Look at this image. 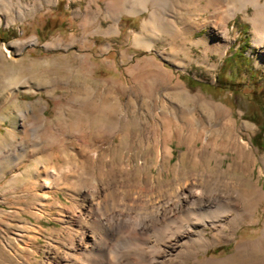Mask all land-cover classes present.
<instances>
[{
    "label": "rangeland",
    "instance_id": "1",
    "mask_svg": "<svg viewBox=\"0 0 264 264\" xmlns=\"http://www.w3.org/2000/svg\"><path fill=\"white\" fill-rule=\"evenodd\" d=\"M12 1L0 0V264H14L11 252L28 235H37L40 250L33 264L44 258L49 240L58 243L64 237L59 209L43 204L55 200L71 204V199L58 185L42 186L45 171L51 170L56 179L59 175L61 182L81 177L76 184L80 186L93 177L98 182L100 174L110 178L111 164L119 172L114 178L126 182V173L134 168L125 167L127 161L135 164L146 159L150 168L144 172L156 173L162 129L175 132L166 141L171 150L170 159L164 157L166 179L174 176L179 165L189 171L217 165L212 169L213 182L218 181L223 190L230 188L220 174L246 178L252 191L256 185L264 188V110L260 106L264 105V64L258 63L260 48L254 44L253 25L247 17L254 12L252 5L228 22L231 41L226 43L220 32L225 9L214 12L210 0H188L186 6L178 0H153L155 7L150 2L149 10L142 9L143 0H126L121 9L108 7L111 0H56L28 12L38 1ZM154 9L158 25L144 30ZM84 16L89 19L87 34L81 24ZM136 34L145 35L152 45L137 43ZM33 38L37 42L24 47L15 44ZM225 46L227 51L220 52L219 47ZM233 54L243 55L238 64L244 75L235 79L223 69L225 59ZM253 92L263 95L254 97ZM225 110L236 123L231 135L221 133ZM193 113L198 115L194 125L198 137L187 134L186 117ZM177 131L184 134L181 143ZM239 135L252 147V158L240 161ZM209 142L223 145L218 149L219 162ZM99 146L103 157L93 158L92 151ZM87 151L85 157L79 155ZM199 157L203 158L195 165ZM37 171L40 183L35 182ZM130 178L119 198L122 201L135 192L136 177L131 174ZM255 204L249 205L255 216L243 221L236 237L221 236L200 252L201 262L184 257L172 259V264H264V200L256 210ZM28 221L35 232L25 229ZM123 235L110 243V260L116 261L117 254L142 241L140 236L136 241ZM237 240L247 245L238 248ZM208 257L214 261H205Z\"/></svg>",
    "mask_w": 264,
    "mask_h": 264
},
{
    "label": "bare ground",
    "instance_id": "2",
    "mask_svg": "<svg viewBox=\"0 0 264 264\" xmlns=\"http://www.w3.org/2000/svg\"><path fill=\"white\" fill-rule=\"evenodd\" d=\"M8 1L13 4L12 0ZM36 1H38L36 5L30 6L31 9L27 8V12L28 10L35 11L40 5H43V2H55L56 0ZM124 1L126 0H111L108 7L118 6L121 9L123 6L122 2ZM178 1L184 5L189 4L188 0ZM262 1L210 0V4L215 6L214 12L221 8L225 9L222 13L220 32L223 41L226 43L231 41L227 31L228 22L239 11L247 12L248 6H253L254 12L252 15L247 14V17L253 25L254 44L260 48L258 63L264 64V2ZM150 2L155 7L153 0H143L141 3L142 9L149 10ZM112 8L114 9V7ZM131 12L136 11L131 9ZM156 15V9H154L151 12L150 18L143 24L144 30H153L158 25ZM216 18H219L217 14ZM81 24L86 33L89 24L87 16H84ZM116 27L117 23L114 26L115 30ZM208 37H212L211 33H208ZM135 40L139 44L146 43L148 47L152 45V41L147 40V37L143 34H136ZM35 42H37V39L33 38L29 41H18L15 44L24 47ZM219 48H222L220 50L222 53L227 51V46ZM223 118L225 122L223 121L222 123L221 133H224L223 131L228 134L232 133L236 123L232 121L229 111L225 110ZM164 119V121L168 120L166 118ZM186 120L185 123L189 127L187 134L190 136L196 135L197 131H194V125L198 121V115L193 113L191 117H186ZM245 126L250 127L248 124ZM178 131L176 134H178V139L181 143L184 134ZM174 134V131L162 129L161 139L163 140L161 142V148L159 152H156L161 155L160 162H155L158 168L157 172L148 175L144 172L147 168L148 170L150 168L146 166V159H143L142 163L136 162L135 164L127 161L123 165L125 167L133 166L134 168L132 169L133 171L130 170L132 173H126V182H121L114 178V176L119 175V172L115 170L113 164L110 165L112 171L110 178L105 179L103 174H100L97 176L98 182L95 183V177H93L89 183L82 186L80 184L76 185L78 183L77 180L82 181L83 178L81 177L75 176L74 178H67L61 182L59 175L56 179L51 170L45 171L42 186L44 188H54L58 185L62 189H65V196L71 199V204L63 203L60 200H55L50 203L44 202L43 206L48 205L51 208L59 209L57 214L63 225L61 231L64 237L58 243L49 240L46 244L45 256L38 264H114V262L117 264H172V259L179 261V259L184 257H193L196 262H201L200 252L208 250L213 242L219 241L221 236L232 235L236 237L237 230L243 221L248 216H255V213L251 212L252 207L250 208L249 205L256 202L254 208L255 210L258 208L264 200V188L256 185L252 191L245 182L246 178L237 176L234 179H230L226 175L220 174L219 176L223 178V183L230 188L229 190H223L219 188L218 181L215 180L213 182L214 171L212 169L217 167V165H213L210 169H195L193 171L184 169V166L179 165L177 167L178 170L174 172V176L166 179L164 175V160L165 158L170 159L171 157V150L166 147V141L167 139H171ZM196 136L198 137L199 135L197 134ZM236 141L238 143L237 153L240 161L244 157H251L253 149L249 142L245 141L241 135L236 138ZM212 144L214 146L211 154L214 156L215 161L219 162L218 160L221 154L218 149L223 148V145L220 143L218 145L216 142L215 144L209 142L207 145ZM99 147L92 151L91 156L93 158L98 154L97 156L102 159L104 149L103 147ZM87 154L88 151L80 153L79 155L85 157ZM202 158L195 159V165ZM20 160H17L15 164L17 165ZM123 165L120 164V168H123ZM139 169H141V172H139ZM219 173L222 172L219 171ZM131 174L134 178L136 177L133 180L135 192L133 194L130 193L131 196L129 199L122 201L119 198L123 193V189L129 186L128 182L131 179ZM40 175V172L37 171L35 175L37 176V180L35 179V182L40 183L42 181V178L39 177ZM151 175L154 176L151 177ZM51 177L55 178V181H50ZM61 183H64V185H61ZM36 197L43 201H47L48 199L47 196L41 197L37 195ZM32 215L37 216L33 212ZM26 226L25 228L24 224V228L27 231L35 232L36 229H34L32 222L28 221ZM208 227L211 229V236L208 235ZM261 231L263 239L264 222ZM23 232H25L24 229ZM37 233L39 234V232ZM120 233H125L127 236L133 237L136 241V237L140 236L139 239H142V241L138 240L141 241V244H137L139 241L133 243L135 245H133L134 247L132 249L129 248L130 250H127V252H122L120 255L117 254L116 261L110 260L111 257L108 255V247ZM28 236V240L23 242V245L18 244L17 250H12L13 252H11L14 264H33V258L36 256L39 246L36 244L37 235ZM260 241L258 240L257 242L260 243ZM246 245V242L237 240L238 248ZM205 261H214V259L208 257Z\"/></svg>",
    "mask_w": 264,
    "mask_h": 264
},
{
    "label": "trees",
    "instance_id": "3",
    "mask_svg": "<svg viewBox=\"0 0 264 264\" xmlns=\"http://www.w3.org/2000/svg\"><path fill=\"white\" fill-rule=\"evenodd\" d=\"M242 56H243L242 54L241 55H238L237 54V56L235 57L234 54H233V55H231V56H229V57H227L225 59V61H224V68H223L225 70L224 71V74L225 75L229 74L230 77H232L234 79L236 77H239L241 75H244V74H242V72H243L244 69H242L241 68V65L239 66V64H238V58H241ZM235 66H236V68H235ZM229 68H232V71L231 72H230V69ZM246 71H249V70H245V72ZM252 72H253V70H252ZM253 73H255V72H253ZM210 87H212V86L210 85ZM257 93L261 94V96L263 95L262 92H253V96L256 97ZM260 106L264 110V105H260ZM261 129H262V131L264 130V119H263V124H262V128ZM255 141L256 142L259 141V137L258 138H255Z\"/></svg>",
    "mask_w": 264,
    "mask_h": 264
},
{
    "label": "crops",
    "instance_id": "4",
    "mask_svg": "<svg viewBox=\"0 0 264 264\" xmlns=\"http://www.w3.org/2000/svg\"><path fill=\"white\" fill-rule=\"evenodd\" d=\"M151 78L155 79V82H157V79H156L155 76H152V75H151ZM170 82H172V78L169 80V83H170ZM155 84H156V83H155Z\"/></svg>",
    "mask_w": 264,
    "mask_h": 264
}]
</instances>
